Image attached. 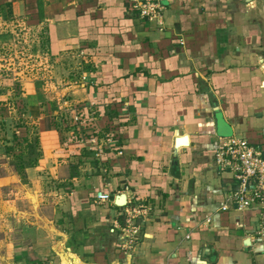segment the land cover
Segmentation results:
<instances>
[{"label": "crops", "instance_id": "crops-1", "mask_svg": "<svg viewBox=\"0 0 264 264\" xmlns=\"http://www.w3.org/2000/svg\"><path fill=\"white\" fill-rule=\"evenodd\" d=\"M158 2L144 19L133 0H0L49 58L24 89L53 195L16 264H264L260 214L222 210L239 182L216 164L220 138L264 153V0ZM78 112L96 142L63 124Z\"/></svg>", "mask_w": 264, "mask_h": 264}, {"label": "rangeland", "instance_id": "rangeland-1", "mask_svg": "<svg viewBox=\"0 0 264 264\" xmlns=\"http://www.w3.org/2000/svg\"><path fill=\"white\" fill-rule=\"evenodd\" d=\"M38 37L36 30L23 25L0 26V264H16L12 252L14 245L22 242L31 223L36 224L43 217L45 200L53 195L48 194L54 188L53 181L41 172L31 171L38 160L35 157L29 161L30 144H36L38 138L37 131L31 130L36 124L29 125L35 133L31 132L32 137L26 134L25 142L19 147L13 143L14 128L18 133H25L18 127L26 124L25 120L30 124V117L22 111L25 83L43 76L39 72L49 63ZM34 193L40 202L32 197Z\"/></svg>", "mask_w": 264, "mask_h": 264}, {"label": "built area", "instance_id": "built-area-1", "mask_svg": "<svg viewBox=\"0 0 264 264\" xmlns=\"http://www.w3.org/2000/svg\"><path fill=\"white\" fill-rule=\"evenodd\" d=\"M135 8L144 19H153L161 15L163 5L158 0H133ZM75 120L79 121L77 114ZM97 138V137H96ZM96 138L90 141L96 142ZM216 164L221 172H231L238 180V187L230 193L229 202L222 210L230 208V202L239 209L256 208L260 216L259 235L264 238V153L246 138H220L216 150ZM110 194L100 193V201L110 200ZM137 213L139 212L136 211ZM211 221L209 217L207 219Z\"/></svg>", "mask_w": 264, "mask_h": 264}, {"label": "trees", "instance_id": "trees-1", "mask_svg": "<svg viewBox=\"0 0 264 264\" xmlns=\"http://www.w3.org/2000/svg\"><path fill=\"white\" fill-rule=\"evenodd\" d=\"M19 85V84H18ZM23 107H22V111L25 115L30 116L33 115L35 113H39V109H34V106L31 105V101L26 97L23 100ZM80 116V120L77 121L75 120V116L76 115ZM75 113L73 115H70L69 113L63 115V124L66 125L67 128H72L74 129V131L76 132L77 135L76 138L78 139H84V137L87 136V139L90 140L91 136L92 137H97L98 133H99V128L96 125V121L95 120H91V118H87L83 113L78 112ZM26 124H24L22 126V124L18 127L19 129H24V130H28L29 128V123L27 122L28 120H25ZM55 126L57 129H60L61 125L59 124L58 121L54 122L53 124L51 122H49L48 126ZM11 125H9L10 127ZM14 130H16V128H14ZM13 130V143L15 144V147H19V145L22 142H25V135L27 134V132L25 131V133H18L17 130L14 131ZM37 131V128H36ZM38 137V135H37ZM24 139V140H23ZM38 138H37V143L34 144L37 148H38ZM17 144V145H16ZM35 146H33L32 144H30V148H36Z\"/></svg>", "mask_w": 264, "mask_h": 264}, {"label": "water", "instance_id": "water-1", "mask_svg": "<svg viewBox=\"0 0 264 264\" xmlns=\"http://www.w3.org/2000/svg\"><path fill=\"white\" fill-rule=\"evenodd\" d=\"M117 203L119 205H125L127 203V196H126V194L123 193V194L119 195L118 196V199H117Z\"/></svg>", "mask_w": 264, "mask_h": 264}]
</instances>
